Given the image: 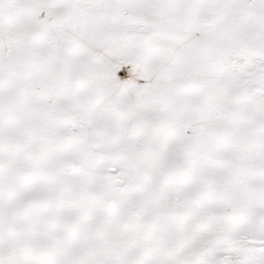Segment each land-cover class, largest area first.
Here are the masks:
<instances>
[{
	"label": "snow or ice",
	"instance_id": "6c2138e0",
	"mask_svg": "<svg viewBox=\"0 0 264 264\" xmlns=\"http://www.w3.org/2000/svg\"><path fill=\"white\" fill-rule=\"evenodd\" d=\"M0 264H264V0H0Z\"/></svg>",
	"mask_w": 264,
	"mask_h": 264
}]
</instances>
